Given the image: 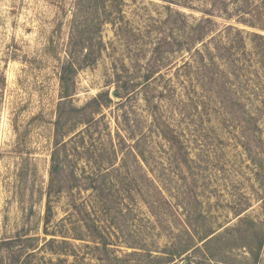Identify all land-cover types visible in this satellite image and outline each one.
Here are the masks:
<instances>
[{"label":"rangeland","instance_id":"obj_1","mask_svg":"<svg viewBox=\"0 0 264 264\" xmlns=\"http://www.w3.org/2000/svg\"><path fill=\"white\" fill-rule=\"evenodd\" d=\"M0 264H264V0H0Z\"/></svg>","mask_w":264,"mask_h":264},{"label":"trees","instance_id":"obj_2","mask_svg":"<svg viewBox=\"0 0 264 264\" xmlns=\"http://www.w3.org/2000/svg\"><path fill=\"white\" fill-rule=\"evenodd\" d=\"M61 82H62L63 85H65V84L67 83L64 74H63L62 77H61ZM54 172H55V171L53 170V173H54Z\"/></svg>","mask_w":264,"mask_h":264}]
</instances>
